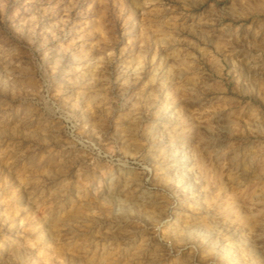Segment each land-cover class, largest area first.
Listing matches in <instances>:
<instances>
[{"label":"rangeland","instance_id":"374dc122","mask_svg":"<svg viewBox=\"0 0 264 264\" xmlns=\"http://www.w3.org/2000/svg\"><path fill=\"white\" fill-rule=\"evenodd\" d=\"M0 264H264V0H0Z\"/></svg>","mask_w":264,"mask_h":264}]
</instances>
